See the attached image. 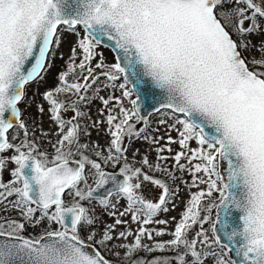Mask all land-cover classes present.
<instances>
[{"label": "snow or ice", "instance_id": "snow-or-ice-1", "mask_svg": "<svg viewBox=\"0 0 264 264\" xmlns=\"http://www.w3.org/2000/svg\"><path fill=\"white\" fill-rule=\"evenodd\" d=\"M65 33V69L39 93L58 128L50 156L20 105ZM102 125L103 148L81 142ZM135 141L155 159H137ZM182 184L197 190L175 227H147L168 225L159 217ZM9 209L22 219L0 217V264H264V0H0V212Z\"/></svg>", "mask_w": 264, "mask_h": 264}, {"label": "rangeland", "instance_id": "rangeland-1", "mask_svg": "<svg viewBox=\"0 0 264 264\" xmlns=\"http://www.w3.org/2000/svg\"><path fill=\"white\" fill-rule=\"evenodd\" d=\"M62 45L61 48L57 52V58L55 62L53 63L51 69L48 71L47 75L45 76V80L40 82V83H33L27 88V93H28V101L27 103H22L20 105L22 111L24 112V116L26 117V122L28 123L29 127L31 130L36 131L37 133V140L39 142L40 148L42 151H47L49 155L51 156L54 149L52 145L55 143L56 139L58 138L56 133L58 132L57 126L54 124V122L50 119V114L48 111V104L46 101H43L39 93H42L45 91V89L54 87L57 83L56 81V75L58 72L62 71L65 69V64L68 59L69 55V49L73 45L74 42V37L70 34H63L62 36ZM101 51L104 54V57L106 59V62L112 63L114 62V55L112 52L107 49V48H101ZM60 54H63L64 59H60ZM71 79V77H70ZM33 93H36V95H33ZM107 95V91L103 93ZM116 95H119V92H116ZM60 99L68 100V97L61 96ZM74 99V97H72ZM39 104H43L45 111L44 113H38L37 107ZM30 105V106H29ZM101 105L99 101H97L95 104L91 106V111L90 115L93 119L97 118V108H99ZM62 116H64L66 119L70 118L73 113L71 111L65 113H61ZM159 117H153V122L155 123V120L158 119ZM41 130L43 132H47L48 135L46 137L41 135ZM91 132V136L88 137H81V142H87L89 144H95L98 143L102 148L107 144L108 137L104 132V126L102 125L100 130L97 131L96 129H89ZM160 134H163V129ZM173 137H175L177 134L175 132L171 133ZM192 147H196L195 142H193ZM132 148H137L139 149V156H137V159L140 158V156H143L147 154L149 156L150 160L155 159V152L154 150L149 146L148 143L143 142V141H135L132 145ZM174 149H178V145H173ZM129 159L132 158V149L129 150L128 153ZM169 166H171L172 161L169 160L167 162ZM112 170V169H111ZM7 173L4 174L5 180L7 179ZM184 180H187L188 183H191L190 178L188 177L187 174H184L183 176ZM197 189L193 188L189 190L187 188V185H180V192L179 195L175 201V208L170 210L168 213H162L159 218L161 219H166L169 221L168 225H148L147 227L151 228H156V229H167L168 231H171L174 227L176 222L179 220L180 215L182 211L184 210L185 202L190 195L191 192L196 191ZM157 194V190L153 189L151 192L145 191V195L148 198H154L155 195ZM120 204L123 205L124 201L121 200ZM121 210H123L121 208ZM172 217H176V220H173ZM104 220H108L111 222V218L108 216H103L102 217ZM122 219H125L128 221V224L126 227L131 228L133 231L139 227L138 224L135 222L131 221L130 216H125ZM125 227V226H122ZM207 227V225L205 226ZM122 230V229H121ZM170 236H164V237H157L156 239L160 240H167L170 239ZM132 237L128 238V241H132ZM145 243H151L147 239L144 241ZM119 250V249H117ZM141 255H146L145 253H141ZM153 255H160V253H155Z\"/></svg>", "mask_w": 264, "mask_h": 264}, {"label": "flooded vegetation", "instance_id": "flooded-vegetation-1", "mask_svg": "<svg viewBox=\"0 0 264 264\" xmlns=\"http://www.w3.org/2000/svg\"><path fill=\"white\" fill-rule=\"evenodd\" d=\"M24 118H26V117L24 116ZM107 170H109V169H107ZM109 171H111V170H109ZM6 178L8 179V175H7ZM5 207H7V205H5ZM0 217L11 218V219H22L18 215V213H16L15 211H13L11 209H9L8 212H0ZM42 231H43V228L42 227H38L36 229L29 228L28 231L25 233V235H29V234H31V235H37V234H39Z\"/></svg>", "mask_w": 264, "mask_h": 264}, {"label": "water", "instance_id": "water-1", "mask_svg": "<svg viewBox=\"0 0 264 264\" xmlns=\"http://www.w3.org/2000/svg\"><path fill=\"white\" fill-rule=\"evenodd\" d=\"M107 49H109V48H107ZM111 52H112V50L111 49H109ZM112 54L114 55V53L112 52ZM74 166V165H73ZM229 255H231V254H229Z\"/></svg>", "mask_w": 264, "mask_h": 264}, {"label": "trees", "instance_id": "trees-1", "mask_svg": "<svg viewBox=\"0 0 264 264\" xmlns=\"http://www.w3.org/2000/svg\"><path fill=\"white\" fill-rule=\"evenodd\" d=\"M109 170H111V169H109Z\"/></svg>", "mask_w": 264, "mask_h": 264}]
</instances>
